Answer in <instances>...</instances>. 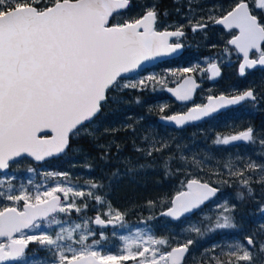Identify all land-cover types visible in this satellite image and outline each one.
I'll return each instance as SVG.
<instances>
[{
  "label": "snow or ice",
  "instance_id": "1",
  "mask_svg": "<svg viewBox=\"0 0 264 264\" xmlns=\"http://www.w3.org/2000/svg\"><path fill=\"white\" fill-rule=\"evenodd\" d=\"M133 0H0V171L9 170L13 162L27 155L35 161L63 153L73 137L81 134L93 135L91 123L101 112L102 106L111 98L110 93L123 89L147 87V81L164 84V79L150 75L144 79L123 82V74L132 72L144 61L176 53L183 45L170 42V37L185 35L183 26L174 31L167 28L158 30L161 13L156 3L143 4V13L138 17L117 20L123 12L132 6ZM191 9V0H189ZM179 11V9H177ZM215 12V8L212 10ZM222 14L201 17L191 24L193 32L208 27L205 19L222 25L227 30H237L227 44L234 46L241 57L238 72L241 76L246 70L264 66V0H233L228 9L220 8ZM164 15H167L165 11ZM227 51V48L225 49ZM194 68H183L181 73H191ZM210 79L221 75L220 66L210 62L206 69ZM175 74V73H173ZM192 76H185L176 88H168L178 101H190L198 88ZM251 88L242 93L218 97L209 96L208 103L197 104L186 113L164 117L176 126H184L193 121L209 117L219 110L241 102L256 100ZM163 110V109H162ZM50 130L52 135H40ZM236 141L254 143L252 127L225 137H218V144ZM259 143L264 145V140ZM167 147V145H162ZM161 151V148H155ZM152 155V150L147 152ZM184 158L181 157V160ZM164 167L170 171V163ZM264 173V165L249 162L245 169L232 175L243 177L245 171ZM28 172L35 169L29 167ZM128 171H132L129 169ZM179 171V169H177ZM47 177H64L67 173H44ZM119 178V173L113 174ZM11 177L0 179V198L12 202L11 206L0 207V264L26 260L29 244H37L38 250L33 259L26 264H183L189 248L194 241L172 247L169 251L160 248L167 245L164 238L142 234L123 236L122 254H103L96 245L100 240L89 237L95 234L88 229V221L63 226L56 218L57 213H80L88 207L78 206L77 197H90L97 203L103 202L101 195L92 189L102 185L86 181L88 190H78L73 186L57 183L44 191L34 194L21 186L14 193ZM251 194V177L241 179ZM259 183H264L261 175ZM31 183V181H29ZM219 189L200 179H188L183 190L177 191L168 201L163 216L180 220L195 211H199L206 202L213 199ZM243 199V193L237 194ZM23 202L22 208L17 207ZM149 201V204H154ZM218 213L214 222L205 231L235 229L232 213L235 205L225 201L217 204ZM260 211L264 214V205ZM107 218L97 214V225L115 224L123 221L124 213L113 210L109 205ZM61 225L52 234L40 230ZM26 229H36L32 234ZM84 229L86 231H81ZM197 235H203L199 227L190 229ZM104 239L103 233L100 234ZM248 247L243 243L229 245V251L221 260L213 257L214 264H239L253 260L252 247L256 241L246 237ZM264 250V243L259 245ZM46 253L45 258L39 252Z\"/></svg>",
  "mask_w": 264,
  "mask_h": 264
},
{
  "label": "trees",
  "instance_id": "2",
  "mask_svg": "<svg viewBox=\"0 0 264 264\" xmlns=\"http://www.w3.org/2000/svg\"><path fill=\"white\" fill-rule=\"evenodd\" d=\"M157 2L164 5L168 0H157ZM232 3L233 0H217V5H225L223 7L225 10ZM218 13L222 14L221 11ZM222 31L219 32L217 29L213 34L198 37L196 42L200 46L195 49L194 54L174 59L179 61L155 69L138 79L124 78L122 83L135 82L153 75L157 80L163 78L164 84L147 81V87L144 88L123 89L110 93L111 98L102 106L101 113L90 125L93 128V135L81 134L73 137L68 151L63 156L51 159L44 164H37L27 157L11 164L9 172H13L11 183L14 186V193L19 192L22 185L24 188H30L33 187V183L41 182L40 178L35 177L32 179L33 182L29 183L27 171L29 167L36 169L45 167L55 173H67V179L52 177V180L61 179L63 182L81 184L80 172L73 170V157L77 151H81L85 155L84 164L89 166L88 177L102 185L101 188L94 189V193L103 197L101 203H97L90 197L84 198L81 206L88 205L82 210L86 215L92 216L100 208L102 210L108 208V201H110L113 209L124 213L123 221L119 222L120 226L144 224L150 225L152 230L162 231L158 220L164 219L168 224H174L161 216L162 211L169 206V199L177 191L183 190V184L188 179L197 178L219 187L221 193H231L235 198L232 216L237 227L229 230L231 235L242 237L240 222L246 220L252 209H257L252 201L255 195L264 192V183L257 182L264 173L260 170L245 171L243 177L232 175V173L244 170L249 162L264 165V145L259 143L260 140H264V69H254L240 76L237 68L240 56L234 47L227 44L231 32ZM226 48L227 51H225ZM224 53L235 57L236 69L233 75L228 73L224 62V74L217 83L213 84L207 79L208 72L202 69L208 67L210 60H221ZM190 57L199 59V79L204 81L198 95L200 102H203L211 93L235 94L245 88L255 90L256 100L230 108L202 123L180 130L161 124L158 121L159 116L180 111L178 105L168 99L164 87L173 84L186 74L181 73L180 70L190 63L188 60ZM207 58L210 60H206ZM249 127L254 129V143L240 142L225 145L215 142L218 137L240 133ZM155 148H161V151H155ZM149 150H152L151 156L147 155ZM181 157L184 159L181 160ZM166 161L170 163V171H167V174L164 167ZM129 169L132 171H128ZM114 173H119L118 179L114 178ZM249 177H251V194L240 182L241 179ZM137 185L141 187L134 191ZM5 190L6 185L0 186V191ZM239 193H243L242 200L237 198ZM0 199V207L12 204L6 199ZM85 200H87L86 203H84ZM149 201L155 203L150 205ZM21 203L23 202L19 204ZM82 211L76 216L74 211L69 214H57V216L67 222L70 218L80 216ZM99 213L107 218L106 212ZM208 217L211 215L200 217L197 226L206 234L205 230L210 226ZM91 226L94 227L93 224ZM204 236L206 235H200V237ZM107 238L106 241L101 240L100 236H94V239L102 241L103 248L111 238L115 244H120L119 234L109 235ZM221 256L226 257L224 254Z\"/></svg>",
  "mask_w": 264,
  "mask_h": 264
},
{
  "label": "rangeland",
  "instance_id": "3",
  "mask_svg": "<svg viewBox=\"0 0 264 264\" xmlns=\"http://www.w3.org/2000/svg\"><path fill=\"white\" fill-rule=\"evenodd\" d=\"M221 7L223 8V7H225V5H216V7H214L217 9L216 13H218V11H220ZM125 17H127V16H125ZM207 60L209 61L210 58H207ZM210 62H217V61L210 60L209 63ZM219 62L221 64H222V62H226V64H228V65H230V63H231V61L229 59H227L226 57H222V59ZM94 127H95V125H94ZM90 129L93 130L92 127H90ZM73 160H74L73 161V170L76 172H80V174L79 173L78 174H79V179H80L81 184L71 183L70 181L63 182L61 179H56L53 181L52 177H47L44 175V173H48V172H52V171L45 169V167L44 168L41 167L39 169L33 168V169H35V171L28 172V178H29V181L33 182L32 179L35 177H38V178H40L42 185H41V182L40 183L35 182V183H33L34 184L33 187L31 186L30 188L28 187L25 189H27L28 191H30L34 194L36 191L42 192V191L46 190L47 188L52 187L57 183H60V184L68 185V186H73L78 190H81L83 188L82 190L87 191L89 185H87L85 182L86 181H93L94 182V180H92L88 177L89 176V166H87V164L86 165L84 164L85 155L81 151H77L73 157ZM37 164H39V163H37ZM41 164H44V163H41ZM8 172L0 174L1 175L0 179H3L5 177H11L12 178L13 172H9V173ZM52 173H55V172H52ZM139 186L140 185L135 186L134 191H137ZM13 191L15 192L14 189H13ZM92 191L94 192V189H92ZM17 193H18V191H17ZM259 195L264 196V192H259ZM75 199H76L77 205L81 206V203L84 200V198L77 197ZM225 201L228 202L229 206H232L233 203H235L234 202L235 198L232 197L231 193H229V192H222L220 194V196L215 201H213V204L205 207L204 209H202L199 212V216H193V217H190L188 219H184V220H182L178 223H175L173 225L168 224L167 222L164 221V219H160L157 222L160 226H162V231H159L157 229L152 230L150 225H144V224L141 226H129V224H126L124 226H120L119 222H118V223L112 224L110 226L97 225L93 222L95 217L93 215L92 216L86 215V213L84 211H82L83 213L80 216L70 218V219H68L67 222H64L63 220H61L60 217L57 215H56V218L60 219L63 222V226H65V227L71 226L74 223H81L82 224L85 220H87L88 221V229L87 230H90L91 232H93L95 234L94 236H100V234L103 233L104 240H106V241L108 240L107 237L109 235L119 234L120 244H115L111 238L105 244V248L102 247V244H101L102 241L100 242L99 245L95 246L98 248V250L102 251L103 254H113V255L122 254L124 241L121 239V237H123V236H134L137 231H140L142 234L152 235L156 238L166 239L168 241L167 245H161L160 246V248L164 251H169L170 249L168 250L167 249L168 247L180 245V244L186 243V241L188 239H192L194 241L193 245L190 246L192 252L190 251L191 254L189 255V258L187 257L188 259L186 260L185 264H214L213 257H218L221 260L227 259V257L222 258L221 255L230 250L229 245H235L237 243H243L245 245V247H248L247 243H246V237L247 236H253V237L257 238V236H258L255 226L250 225V223H251L250 218L251 217L256 218V216H255L256 212L253 209L251 210V213L249 214V216H247L246 220H242L240 222V231L243 234L242 237H235V236L231 235L232 233L230 232L229 229H228L229 232H224L225 230L206 231L207 234L204 233L206 235L204 237H200V235H197V233L192 232L190 230L193 226H195V227L198 226V221H199L200 217H207V215H211L212 221L214 222L215 217L218 213V209L216 208V205L221 204ZM86 202H87V200L84 201V203H86ZM109 205L113 209L112 204H110V201H108V208H106L104 210H102L100 208L99 212H104V213L106 212L107 213L108 209H109ZM95 208H97L96 203H95ZM113 210H115V209H113ZM61 214H63V213H61ZM76 214L77 213L74 212L75 216H76ZM92 224L94 225V227L91 226ZM60 226L61 225H52L51 228H45L44 223H42V228L40 230H46V231H49L52 234H54V232L56 230H58ZM96 227H98V228H96ZM35 231H39V230L29 229V231L27 233L32 234ZM81 231H86V230L81 229ZM225 233H226V235H224ZM94 236L89 237L88 243H91L92 240H98V239H94ZM223 236H225L224 239H223ZM250 250L252 251V255H253V260L251 261V264H255L256 262L259 264H264V258L262 257L260 251L257 248H255L254 250L253 249H250ZM40 258H45V257L40 256ZM31 259H33V256H26V260H22L21 264H26V261L31 260ZM131 264H132V262H131ZM239 264H249V262L241 261V262H239Z\"/></svg>",
  "mask_w": 264,
  "mask_h": 264
},
{
  "label": "flooded vegetation",
  "instance_id": "4",
  "mask_svg": "<svg viewBox=\"0 0 264 264\" xmlns=\"http://www.w3.org/2000/svg\"><path fill=\"white\" fill-rule=\"evenodd\" d=\"M169 1H170V3H169ZM152 3H156L158 11L161 13V15L159 17V23L157 24L158 30H164L165 28H167V30H169V31H174V30H176L177 27H179L181 25L183 26L182 30L184 31L185 35L182 36V37H173L171 39V41H170L172 43H176V42L181 43L183 45V47H184L183 53L180 56H178V57L162 61V62L152 66L151 68H147V69L141 71L140 73L136 74L133 77H128V79L129 78L130 79H134V80L138 79V77L144 76L145 74H148L151 71H154L155 69L167 66L169 63L179 61V60H174V59L182 57L183 55L187 56V55H190L191 53L194 54L195 49L200 46L196 42L198 40L197 39L198 37L204 36V35L213 34L214 31H216L217 29H219V32H223L222 30H225L223 27H221V26H219L217 24L211 23L210 21H207L206 19L204 21L205 23L208 24V27L206 29L198 30L196 32H193L192 28H191V25H190V22H191V24H195L201 17H204L205 15H207V16L213 15V14L214 15H220L219 13H216L217 12L216 8H215V12L212 11L213 8L216 7V5H217V0H191V5H192L191 9L188 6L189 5V0H168V2H165L164 5H162V3H158L157 0H133L132 6L126 12H123L120 16H117L116 19L113 20L112 22H116L117 20H122V19H130V18L138 17L139 15H141L143 13V10H144L143 7H141V5H143V4H149L150 5ZM177 9H179V11H177ZM165 11L167 12V15H164ZM125 16H127V17H125ZM207 16H205V18ZM225 31H227V30H225ZM227 32H231V35L236 34V30H231V31H227ZM230 38H231V36H230ZM224 54L225 55L223 57H226L227 59H229L231 61L230 65L226 64V62H225V67L227 69V72L233 75L234 74V70L236 69V59H235V57L233 58V56L230 55L229 53H224ZM240 59H241V57H240ZM188 60L190 61V63L187 64V65H184L183 68H194L196 70L191 72V73L184 74L183 76H181L173 84L164 87V91H165L166 95L168 96V99L171 100L173 103L178 105L180 111H178L177 113L185 112L189 108H191V107H193V106H195L197 104L202 105L203 103H205V101L207 100V98L209 96L219 95V94H227V93H217V94L211 93L209 96H207L204 99L203 102H200L198 100V95H199V91L203 88L204 81L202 79H199V75H200V73H199V71H200L199 59H195L194 57L193 58L190 57V58H188ZM215 61H217V63L220 64V66H221V68L223 70V74H224V67H223V63L224 62H222V64H221L219 62L220 60L219 61L215 60ZM238 67H239V63L237 64V68ZM252 70H254V69H252ZM252 70H246V73L248 71H252ZM208 74L209 75H208L207 79H208V81H210L213 84L217 83L222 78L221 77L218 81L213 82L209 78L210 77V73L209 72H208ZM223 74H222V76H223ZM186 75L194 76L197 79V81L200 82L202 85L196 91L195 98H194V100L192 102L182 104V103H178L172 97L169 96V94L167 93V88L171 87V86H175L176 84L181 82L182 78L185 77ZM247 89H249V88H245L242 91H240L239 93H241V92H243V91H245ZM251 89H253V88H251ZM239 93H235V94H239ZM235 94H228V95H235ZM255 94H256V92H255ZM247 102H252V101H246L243 104H246ZM243 104H241V105H243ZM231 108H234V107H231ZM227 110H225V111H227ZM225 111H223V112H225ZM194 125H196V124H194ZM217 198H215L213 201H215ZM252 202H253L252 203L253 206L257 207L258 209L255 210L256 218H254V217L250 218L251 219L250 220V222H251L250 225L251 226H255L258 236H257V238L251 236L254 239V241H256V245L254 247H252L251 249L254 250L255 248H257L260 251L262 257L264 258V250H261L260 247H259V245L261 243H264V214H262L261 211H260L261 205H264V196L263 195L260 196L259 194H257V195L254 196ZM211 203H209V204H211ZM209 204H207L205 207L209 206ZM11 205H8V206H11ZM22 205H23V203L18 204L16 206L22 208ZM205 207H203L202 209H204ZM200 211H198L197 213H195L194 215H192L190 217L198 216ZM97 213H99V211H95L93 213V216L95 217ZM190 217H185V218L181 219L180 221H182L184 219H188ZM166 219H168V218H166ZM180 221H178V222H180ZM178 222H173V223L175 224V223H178ZM41 223H44V222H41ZM28 231H29V229L25 230V232H28ZM2 239L3 238H1L0 240H2ZM37 250H38L37 244H35V243L29 244V249H28V251H26V256H32V254L36 253ZM190 254H191V252L189 253V255ZM189 255H188V258H189ZM40 256L46 257V253L44 251H40L39 252V257ZM185 263H186V261H185ZM12 264H21V261H14ZM255 264H259V263L256 262Z\"/></svg>",
  "mask_w": 264,
  "mask_h": 264
},
{
  "label": "water",
  "instance_id": "5",
  "mask_svg": "<svg viewBox=\"0 0 264 264\" xmlns=\"http://www.w3.org/2000/svg\"><path fill=\"white\" fill-rule=\"evenodd\" d=\"M219 26L223 27L222 25H219ZM223 28H224V27H223ZM224 29H225V28H224ZM225 30H227V29H225ZM227 31H230V30H227ZM236 31H237V30H236ZM172 38H173V37H170L169 40L171 41ZM233 47H234V46H233ZM183 49H184V47H182L181 49H179L176 53H174V54H172V55H168V56H160V57H156V58H154V59H150V60L144 61V62L142 63V65L140 66V68H138V69H136V70H134V71H132V72L125 73V74H123V76H124V78L133 77V76H135L136 74L140 73L141 71H143V70H145V69H147V68H151L152 66H154V65H156V64H158V63H160V62H162V61H165V60H168V59H172V58L178 57V56H180V55L183 53ZM216 63H217V62H216ZM217 64L220 66L219 63H217ZM257 68H264V66H257V67L254 68V69H257ZM220 69H221V75L218 76V77H216V78L211 79L213 82L218 81V80L222 77L223 70H222L221 66H220ZM249 70H252V69H249ZM209 73H210V72H209ZM210 75H211V74H210ZM186 76H192V75H186ZM192 77L196 80L197 84L199 85L198 88H200L202 84H201L200 82H198L197 79H196L194 76H192ZM181 82H182V80H181ZM181 82H179V83L176 84L175 86H171V87H168V88H176V87H178V85H179ZM168 88H167V89H168ZM198 88H196V90H195V92H194V94H193L192 99H191L190 101H185V102L178 101V100L175 98V96H174L171 92H169L168 90H167V93L169 94L170 97H172V98H173L175 101H177L178 103L185 104V103H190V102H192V101L194 100V98H195V94H196V91L198 90ZM241 93H242V92H241ZM220 95L232 96V95H228V94H219V95H212V96H213V97H218V96H220ZM235 95H236V94H235ZM247 101H251V100H247ZM245 102H246V101L241 102V103H239V104H237V105H231V106H228V107L223 108V109L219 110L218 112L212 114V115L209 116V117L203 118V119H201V120H199V121H193V122L187 123V124H185L184 126H176L174 123L169 122V121H166V120L164 119V117L171 116V115H177V114H181V113H186L188 110L185 111V112L175 113V114H171V115H161V116H159L158 121H159L161 124L165 125V126H170V127H172V128H175V129H178V130H179V129H183V128L187 127V126H190V125H194V124L202 123L203 121H205V120H207V119H209V118H211V117H213V116H215V115H218V114H220L221 112H223V111H225V110H227V109H229V108H231V107H238V106H240L241 104H243V103H245ZM207 103H208V98H207V100L205 101V103H203L202 105L207 104ZM101 111H102V110H101ZM100 113H101V112H100ZM100 113H99V114H100ZM99 114H98V115H99ZM98 115H97V116H98ZM97 116H96V117H97ZM96 117H95V118H96ZM235 134H238V133H235ZM40 135L51 136L52 133H51L50 130H45L44 132L40 133ZM231 135H233V134H231ZM229 136H230V135H229ZM70 142H71V141H70ZM240 142H243V141H236V142H232V143H240ZM69 146H70V145H69ZM68 148H69V147H68ZM68 148H67L63 153L56 154V155H53V156H51V157H48V158H46L44 161H39V162H37V161H35L33 158L28 157L27 155L23 156L22 158L27 157V158H29V159H32V160L35 161L36 163L41 164V163H45L46 161H49V160H51V159H54V158H58V157L63 156V155L66 153V151L68 150ZM20 159H21V158H19L18 161H19ZM16 162H17V161H16ZM13 163H15V162H13ZM9 170H10V169H9ZM9 170L0 171V174L6 173V172H8ZM191 179H192V178H191ZM201 181H202V182H207V181H203V180H201ZM208 183H209V182H208ZM210 184H211V183H210ZM211 185H212V184H211ZM212 186L218 188V189H219V192L217 193V195H216L213 199H211L209 202H206V203L203 205V207H205L207 204L211 203V202H212L215 198H217V197L220 195V193H221L219 187H217V186H215V185H212ZM203 207H202V208H203ZM202 208H201V209H202ZM201 209H200V210H201ZM200 210H199V211H200ZM162 212H164V210H163ZM197 212H198V211H195V212L191 213L190 215H188V216H186V217H190V216L194 215V214L197 213ZM57 214H58V213H57ZM97 214H99V213H97ZM97 214H96V215H97ZM161 216L164 217V218H168V219H170L172 222H178V221H180L181 219H183V218H181L180 220H173V219L170 218V217L163 216V215H161ZM102 218H104V217H102ZM184 218H185V217H184ZM110 225H112V224H107V225H102V226H110ZM26 230H27V229H26ZM0 239H1V238H0ZM176 246H178V245H176ZM176 246H173V247H176ZM171 248H172V247H171ZM28 249H29V246H28ZM28 249H27V251H28ZM190 251H191V248H189V252L186 254V256H185V258H184V260H183V264L185 263V261H186L188 255H189V253H190ZM12 263H13V262H9V264H12ZM126 264H130V263H127V262H126Z\"/></svg>",
  "mask_w": 264,
  "mask_h": 264
},
{
  "label": "bare ground",
  "instance_id": "6",
  "mask_svg": "<svg viewBox=\"0 0 264 264\" xmlns=\"http://www.w3.org/2000/svg\"><path fill=\"white\" fill-rule=\"evenodd\" d=\"M22 159V158H21ZM32 160V159H31Z\"/></svg>",
  "mask_w": 264,
  "mask_h": 264
}]
</instances>
